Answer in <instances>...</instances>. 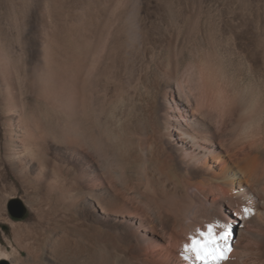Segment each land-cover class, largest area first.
I'll return each instance as SVG.
<instances>
[{"label":"bare ground","instance_id":"1","mask_svg":"<svg viewBox=\"0 0 264 264\" xmlns=\"http://www.w3.org/2000/svg\"><path fill=\"white\" fill-rule=\"evenodd\" d=\"M65 58L60 63L46 53L39 58L37 66L21 69L20 80L26 79L24 72L31 74V81L26 86V82L19 84L17 76L12 75L11 59L0 53V82H10L12 87L23 85L26 91L42 100L46 113L61 115L63 120L60 121L62 129L54 127L49 114H40L33 104L21 100L22 87L18 100L15 98L17 91L9 93L10 100L5 103L4 115L0 118V218L6 211V199L17 196L33 212H38L35 226L47 233L49 243L42 246V253L35 257L33 264H217L211 258L207 261L198 259L192 250L194 240H204L208 230L206 221H209L194 212L196 198H204L216 209L237 205V219L228 226L227 241L218 240L221 249L229 245L232 250L219 264H264L262 117L254 119L246 101L233 103L220 88H208L195 102L194 109L188 110L189 105L181 97L164 90L159 97L161 110L155 107L150 122L140 130L146 134V148L142 145V134H130L124 126L113 124L112 145L126 153L123 156L129 162L130 158L141 155L149 164L146 177L126 172L129 178L139 182L140 196L148 200L146 203H160L175 210L176 217L184 223L187 250L178 253L180 256L184 254L183 259L175 262L160 258L162 261H159L145 253L147 246L157 238L144 224L143 218L114 212L111 206L117 199V192L108 184H97L99 175L106 174L111 166L113 168L114 157H118L116 153L108 157L104 165L94 163L92 167H86V171L60 164L49 154L50 144L57 143L59 146L69 144L74 149L84 148L85 152L98 156L105 145L100 138L102 135L84 116L88 111L96 113L103 104L118 105L127 100L122 81L118 88L101 80L105 73L110 80H117L116 71L98 66L97 72H91V67L87 68L89 58L83 56L76 61L73 55ZM82 75L87 79V85L83 87L88 94L85 113L81 106L84 93ZM98 75L100 77H96ZM14 80L17 84L13 83ZM111 172L114 176L119 175L121 182L125 181L124 174ZM20 186L24 196H20ZM31 190L41 192L44 203L33 201L29 194ZM41 205L52 208L53 212L41 211ZM245 208L249 209L248 213L244 212ZM12 225L15 238L22 225ZM214 231L217 236L225 233L215 227ZM233 234L236 235L234 238ZM176 239L175 235L173 240ZM46 247L50 256L45 253ZM168 248L175 253L179 251L173 250L172 245ZM12 251L9 253L0 246V261L16 264L14 258L20 257V252Z\"/></svg>","mask_w":264,"mask_h":264},{"label":"rangeland","instance_id":"2","mask_svg":"<svg viewBox=\"0 0 264 264\" xmlns=\"http://www.w3.org/2000/svg\"><path fill=\"white\" fill-rule=\"evenodd\" d=\"M0 53L11 59L12 75L17 76L19 84L26 82V86L31 81V74L24 72L26 79L20 80L21 69L37 66L39 58L46 53L60 63L65 61V56L73 55L75 61L84 56L89 58L87 68L91 67L90 71L97 72L99 67L116 71L117 80H110L106 73L101 80L118 88L122 81L127 100L118 105L103 104L96 113L88 111L84 116L102 135L100 138L107 147L104 145V150L95 157L84 148L79 147V150L69 144L51 143L49 154L60 164L86 171V167L90 168L94 163L104 165L105 160L116 153L118 157H114L113 168L111 166L106 174L101 172L97 182L100 186L108 184L117 192L111 209L143 218L144 224L157 238L147 246L146 254L159 261H162L160 258L175 262L183 259L184 254L181 257L178 253L187 250L184 223L176 217L175 210L152 201L146 203L148 200L140 196L139 182L129 178L126 172L146 177L149 164L141 155L130 158L129 162L123 156L126 153L112 145V126L120 124L130 134H142L140 138L146 148V134L140 130L150 122L155 107L161 110L159 97L164 90L181 97L189 105L188 110L194 109L195 102L208 88H220L233 103L246 101L250 112L252 110L250 115L254 119L262 117L264 122V0H0ZM106 56H110L112 62ZM85 76L81 77L83 92L87 85ZM9 83L0 82V118L4 115L5 103L10 100L9 93L17 91L15 98L18 100L20 87L21 100L33 104L38 113L45 115L47 110L42 100L26 91L23 85L12 87ZM87 95L84 92L81 97L83 110L87 106ZM60 116L48 115L59 130L63 128ZM112 170L124 174L125 181L121 182L119 175L114 176ZM22 191L21 187L20 196L25 195ZM29 194L33 201L44 203L41 192L31 190ZM15 198L21 199L19 196L6 199V211L1 214L0 246L9 253H13L12 250L20 252V257L14 258L16 264H33L35 257L42 253V246L49 243L48 235L36 228L38 212L30 208L21 220L11 217L8 203ZM196 199L199 200L197 203ZM196 199V215L209 220L210 223H206L221 232H228V226L237 219V205L216 209L204 198ZM41 207L43 212H53L52 208ZM13 223L22 225L15 238ZM175 235L177 239L173 240ZM235 236L233 234V238ZM170 245L179 251L170 250ZM45 253L51 255L47 247Z\"/></svg>","mask_w":264,"mask_h":264},{"label":"snow or ice","instance_id":"3","mask_svg":"<svg viewBox=\"0 0 264 264\" xmlns=\"http://www.w3.org/2000/svg\"><path fill=\"white\" fill-rule=\"evenodd\" d=\"M245 213L249 212V209H244ZM229 233L225 232L220 236H217L212 224L208 225L207 233L204 234V240H194L192 243V250L196 253L198 259L207 261L209 258L217 261L226 260L227 253L230 252L231 246L226 245L225 249H221L218 240L227 241Z\"/></svg>","mask_w":264,"mask_h":264},{"label":"water","instance_id":"4","mask_svg":"<svg viewBox=\"0 0 264 264\" xmlns=\"http://www.w3.org/2000/svg\"><path fill=\"white\" fill-rule=\"evenodd\" d=\"M8 210L12 218L21 220L25 218L28 212V207L21 199L15 198L9 201ZM0 264H11V263L8 260H1Z\"/></svg>","mask_w":264,"mask_h":264}]
</instances>
